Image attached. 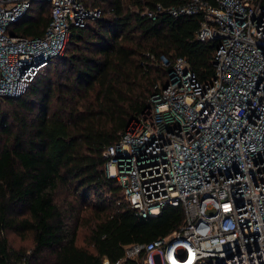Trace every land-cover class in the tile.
<instances>
[{
    "label": "trees",
    "instance_id": "trees-1",
    "mask_svg": "<svg viewBox=\"0 0 264 264\" xmlns=\"http://www.w3.org/2000/svg\"><path fill=\"white\" fill-rule=\"evenodd\" d=\"M189 1L81 0L101 15L70 29L64 53L22 95L0 97V264H114L125 246L178 227L180 208L136 216L104 154L165 86L160 57L183 58L201 81L213 76L217 43L195 38L201 15L169 12ZM49 13L48 2L32 1L8 30L40 37ZM81 223L85 245L76 242ZM7 233L29 234L31 247H12Z\"/></svg>",
    "mask_w": 264,
    "mask_h": 264
},
{
    "label": "built area",
    "instance_id": "built-area-1",
    "mask_svg": "<svg viewBox=\"0 0 264 264\" xmlns=\"http://www.w3.org/2000/svg\"><path fill=\"white\" fill-rule=\"evenodd\" d=\"M32 1L0 0V97L22 95L64 53L70 29L101 15L81 0H44L40 37L9 32ZM169 12L201 15L195 38L216 41L214 74L201 81L183 58L160 57L165 86L107 147L105 174L136 216L182 211L177 228L125 246L114 264H264V0H190Z\"/></svg>",
    "mask_w": 264,
    "mask_h": 264
},
{
    "label": "rangeland",
    "instance_id": "rangeland-1",
    "mask_svg": "<svg viewBox=\"0 0 264 264\" xmlns=\"http://www.w3.org/2000/svg\"><path fill=\"white\" fill-rule=\"evenodd\" d=\"M6 106L5 103H2L1 108H4ZM63 195H60L59 199H62ZM67 200H70V197H66ZM88 210H82L81 214L79 216L83 217L81 218L82 223L86 219V216H88ZM81 223V225L77 228V238L76 242L79 245H85L84 244V235L86 234V228ZM7 238L10 243V245L14 248H21V249H29L31 247L32 241L31 236L29 234H26L24 237H19L15 233H7ZM28 251V250H27ZM154 261L156 264L159 263V258L157 256H154Z\"/></svg>",
    "mask_w": 264,
    "mask_h": 264
}]
</instances>
